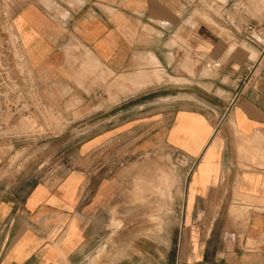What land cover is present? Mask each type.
Masks as SVG:
<instances>
[{"label":"crops","instance_id":"obj_1","mask_svg":"<svg viewBox=\"0 0 264 264\" xmlns=\"http://www.w3.org/2000/svg\"><path fill=\"white\" fill-rule=\"evenodd\" d=\"M248 25L264 29V0H0L13 93L22 68L75 120L45 142L55 160L21 169V105L0 75V264H264V161L240 149L264 154ZM152 70L163 81L133 92L126 76Z\"/></svg>","mask_w":264,"mask_h":264},{"label":"rangeland","instance_id":"obj_2","mask_svg":"<svg viewBox=\"0 0 264 264\" xmlns=\"http://www.w3.org/2000/svg\"><path fill=\"white\" fill-rule=\"evenodd\" d=\"M17 1L22 2L24 0H17ZM3 2L5 5H8L10 2H12V0H3ZM12 36L14 37L15 35H12ZM10 43L14 44L12 43V41ZM3 47L5 48V44ZM3 47L0 46V48H3ZM15 49H17V45L15 46ZM19 69H20V77H19L20 86H19V91H17L19 93H16V94L13 93L14 90L11 87L13 85H16L17 83L15 81L13 82L12 74L9 71V69H7V67L5 70L6 75L4 77L5 81H7L8 83V84H5V87H6L5 88V99H11L12 97L15 99H19V102L21 105L20 110H19V115H20L19 120L20 121H19V126H18L19 127L18 131L20 133L19 135L20 144L19 145H20L21 150L20 152L16 154V157H14L13 160L16 159L15 161L18 160L20 162L19 167L21 169H24V170L31 169L32 172H30V174H32L34 171L35 174L38 175V166L40 164H42L44 161L49 160L52 156H53L52 160L56 159V155H52L53 153L50 152L51 148L50 149L48 148L47 151L43 150V146L45 142L46 143L52 142V144H54L57 139H54L53 136L56 134H59L60 131H64V130L67 131L66 135H68L69 137L68 140L72 139L70 137V131L74 129L75 120H73V122L72 121L70 122V119L68 117L63 116L62 114H55L53 111L46 109L42 105L37 95V91H35L34 89L28 88V85H27L28 76L23 72L22 68H19ZM129 82L133 84L131 81ZM166 83H170V82H166ZM170 85L171 84H167L166 86H164L162 89H167V90L160 92L158 94L163 97H167V96H171L172 94L176 95V93H179V94L181 93V91L177 89H171L172 86ZM7 87H10V88H7ZM197 96L199 98H203L204 94L201 91H197ZM210 100L213 102L217 101V99L215 100L212 98H210ZM76 117H77L76 114H73V119ZM48 136H51V140ZM31 137L34 138L35 140L30 141L29 138ZM45 137L47 141H44ZM27 141H30V143ZM28 144H31L32 148L28 149L27 148ZM251 150H258V149H251ZM262 156L264 157L263 152L260 157L256 158L252 162L257 163V161H264V158ZM142 160H146V161L157 160V161H161L165 163L166 162L171 163L173 161V158L171 157L170 154L158 155V157L154 155L152 156L148 155ZM164 179L166 181V187H167L166 190H167L169 188V185L171 184L170 176L168 174H165Z\"/></svg>","mask_w":264,"mask_h":264},{"label":"bare ground","instance_id":"obj_3","mask_svg":"<svg viewBox=\"0 0 264 264\" xmlns=\"http://www.w3.org/2000/svg\"><path fill=\"white\" fill-rule=\"evenodd\" d=\"M148 59V58H147ZM149 60V59H148ZM149 63L151 65H156V59L151 56ZM161 69V68H160ZM150 73V74H149ZM150 75V76H149ZM206 75V74H205ZM126 78L128 79V81H131L133 84V91H138L141 90L142 88L144 89L146 86L152 85L153 83H160L163 81L162 75L158 70H152L149 72H145L143 71L141 72H137V73H132L128 76H126ZM165 79V78H164ZM127 82V81H126ZM131 88V85H130ZM131 91V90H130ZM30 123V122H29ZM33 125V124H32ZM29 126V125H28ZM245 143V141H244ZM246 146V147H245ZM241 151L244 153V155L246 154V150H250L247 153L250 155V158H247V154H246V158L249 160H255L256 158L260 157L262 154L259 150H251V149H247V144L246 145H242L241 147ZM249 148V147H248ZM252 148V147H251ZM254 149V148H253ZM244 157V156H243ZM263 157V156H262ZM261 157V158H262ZM264 158V157H263ZM16 160V159H15ZM245 160V159H244ZM240 196V195H239ZM244 196V195H243ZM242 198V197H241ZM246 199V198H245ZM249 199V198H248ZM252 200V199H250ZM242 201V200H241ZM249 201V200H248ZM261 202V201H260ZM156 219V218H155ZM113 237V236H112ZM102 254V253H101ZM100 254V255H101Z\"/></svg>","mask_w":264,"mask_h":264},{"label":"built area","instance_id":"obj_4","mask_svg":"<svg viewBox=\"0 0 264 264\" xmlns=\"http://www.w3.org/2000/svg\"><path fill=\"white\" fill-rule=\"evenodd\" d=\"M243 38L251 45H261L264 48V29L256 25L245 26L243 31ZM5 66L2 63V55L0 51V75L5 77ZM5 79V78H4ZM178 264V263H177Z\"/></svg>","mask_w":264,"mask_h":264}]
</instances>
